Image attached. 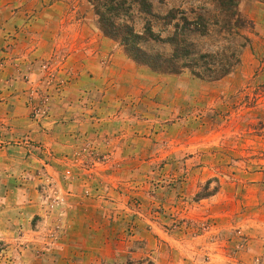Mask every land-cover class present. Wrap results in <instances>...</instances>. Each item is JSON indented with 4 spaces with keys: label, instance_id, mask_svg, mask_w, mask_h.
<instances>
[{
    "label": "rangeland",
    "instance_id": "obj_1",
    "mask_svg": "<svg viewBox=\"0 0 264 264\" xmlns=\"http://www.w3.org/2000/svg\"><path fill=\"white\" fill-rule=\"evenodd\" d=\"M238 9L209 81L132 60L89 0H0V264H264V0Z\"/></svg>",
    "mask_w": 264,
    "mask_h": 264
},
{
    "label": "trees",
    "instance_id": "obj_2",
    "mask_svg": "<svg viewBox=\"0 0 264 264\" xmlns=\"http://www.w3.org/2000/svg\"><path fill=\"white\" fill-rule=\"evenodd\" d=\"M102 33L118 41L135 62L160 73L188 71L200 79L226 77L240 61L253 32L251 20L238 9L239 0H203L215 11L171 9L156 12L148 0H89ZM209 39L213 49L203 51L199 40ZM204 194H208L204 193ZM153 264L128 257L124 263Z\"/></svg>",
    "mask_w": 264,
    "mask_h": 264
}]
</instances>
